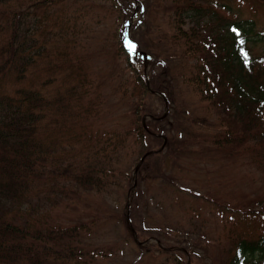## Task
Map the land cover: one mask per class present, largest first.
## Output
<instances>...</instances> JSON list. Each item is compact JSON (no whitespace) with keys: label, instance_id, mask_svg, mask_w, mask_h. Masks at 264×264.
Returning a JSON list of instances; mask_svg holds the SVG:
<instances>
[{"label":"trees","instance_id":"16d2710c","mask_svg":"<svg viewBox=\"0 0 264 264\" xmlns=\"http://www.w3.org/2000/svg\"><path fill=\"white\" fill-rule=\"evenodd\" d=\"M103 1L0 0V264L106 260L116 243L98 238L110 221L108 210L113 212L104 200L116 202L114 194L127 180L120 159L129 152L138 156L141 179L160 182L172 193L186 188L167 170H185V160L200 169L195 147L200 155L208 148L220 154L225 165L240 158L264 176V54L253 49L264 43V27L256 19L264 0H136L141 14L132 26L137 41L130 34L132 51L158 66L165 60L174 66L151 80L136 68L144 59L129 54L124 44L134 4L107 0L95 8ZM157 8L165 30L152 25ZM109 13L116 15L113 43L104 35ZM119 52L125 68L136 71L116 86L127 101L119 117L129 118L121 129L99 125L106 115L103 86L89 65V59L96 65ZM113 70L114 79L123 72ZM134 83L137 88L127 93ZM178 86L203 110L190 113L173 95ZM153 92L176 112L170 132L165 113L144 108L145 95ZM162 137L171 145L165 166L164 157L156 155ZM204 194L192 195L225 218L224 233L205 240L220 253L221 264H264V195L231 204ZM80 207L85 210L66 216ZM126 208L122 215L115 211L127 230L123 243L134 235ZM188 254L172 253L171 263L187 264Z\"/></svg>","mask_w":264,"mask_h":264},{"label":"rangeland","instance_id":"374dc122","mask_svg":"<svg viewBox=\"0 0 264 264\" xmlns=\"http://www.w3.org/2000/svg\"><path fill=\"white\" fill-rule=\"evenodd\" d=\"M133 3L137 9L133 17V25L130 27V34L133 36L132 26H134L140 19V4L133 0H120L123 5ZM107 3L104 0L101 3H97L96 7H102ZM111 0H109V4ZM260 13L257 14V24L259 27H264V9H260ZM244 17H247V13H241ZM156 17L155 22L152 25H157L162 30H165L161 16V10L157 8L151 12V18ZM115 14H110L105 19L104 35L108 36L109 43H113L112 35L115 31ZM130 20V18H129ZM128 20V21H129ZM144 29V25L140 27ZM102 30V27H101ZM100 36L103 34L100 32ZM96 49V47H95ZM94 49V50H95ZM254 51L258 54H264V43H257L254 46ZM168 52V51H167ZM114 53V52H113ZM116 54V53H114ZM118 55H114L111 58L103 57L99 64L92 65L89 59V65L93 69L94 77H99L102 84V92L104 95V109L106 115L101 119L100 126L108 128H123L129 124V118H120V114H124L127 110V101L121 100V92L117 84L128 78L129 76H135L136 71L129 67L125 68V64L120 52ZM167 53H161V57L166 59ZM140 57L141 55L138 54ZM138 56V57H139ZM137 57V60L140 58ZM93 61H97L95 58ZM156 61L144 60L136 68H142L144 76L151 80L153 75H163L167 65L174 68L171 61L165 60L164 64L159 66L155 64ZM169 67L167 68L169 70ZM122 70L121 74L114 79L115 70ZM98 71V73H97ZM110 72V73H109ZM109 73V75H108ZM137 86L135 83L129 87L127 93L131 94ZM138 93L134 96L136 97ZM152 95H145L144 108L153 114H166L165 130L170 132L175 122L176 112L172 108H165V102L159 99V96L153 92ZM173 95L182 102V104L189 108V112H193L192 108L198 107L203 110L201 104H199L193 97L190 96L186 87L178 86L173 91ZM150 119L148 116L144 118V121ZM211 117L206 116V122L211 121ZM208 133V132H207ZM167 143V142H166ZM162 146V145H161ZM209 144L205 143V148ZM171 145L165 144L163 149L156 155L164 157V166L167 162L166 151ZM160 149V148H159ZM157 150V149H156ZM195 154L199 155L201 168L191 167V162L185 160V170L170 169L171 176L175 177L174 182L186 188V191H179L175 189L172 193L167 186L161 185L160 182H153L142 178V172L138 166V156L132 153H127L120 159L121 171L126 173L124 179L126 181L122 183V188L117 191L115 199L116 202L112 203L110 200H104L105 204L113 209L111 213L108 210L110 221H108L104 228L98 232L102 237L100 242H115V247L111 250L106 260H99L101 264H130L138 261L139 264H179L180 262H173L172 253L179 255L182 251L190 252L186 255V263L192 264V260L198 262V264H221L222 256L219 252H216L211 246L205 245L206 239H214L221 236L224 232L225 218L221 214H217L207 203L202 199L197 200L192 194H198L200 198L207 193L212 192L214 197L220 199V202L240 203L244 199H250L253 196L264 195V176L255 168L249 167L243 163L240 158H235L232 161L228 160L226 165L220 158V154L211 152L208 150L205 155H200L203 152L194 149ZM152 160V159H151ZM195 161V160H194ZM162 162V161H159ZM191 189V191H188ZM130 191V196L127 195V191ZM115 193V190L112 191ZM114 204V205H113ZM228 204L226 206H230ZM94 205H101V201L98 200ZM130 223L131 229L134 231L133 238L129 236L127 242L123 243L127 230L124 227L123 221L117 220L116 212H120L121 215L125 211ZM85 209L79 208V211H72V214L67 213L66 216H76ZM197 211L200 212L199 217L196 215ZM97 212L102 214L99 209ZM161 227L163 230L158 231L154 227ZM165 227L172 228L171 230L165 229ZM190 231V232H189ZM189 233L190 236H186ZM170 234V235H168ZM140 243L139 248L135 243ZM110 256V257H109ZM256 259H247L252 261ZM96 264V263H92Z\"/></svg>","mask_w":264,"mask_h":264},{"label":"snow or ice","instance_id":"6c2138e0","mask_svg":"<svg viewBox=\"0 0 264 264\" xmlns=\"http://www.w3.org/2000/svg\"><path fill=\"white\" fill-rule=\"evenodd\" d=\"M131 47L134 49L135 48V45H131Z\"/></svg>","mask_w":264,"mask_h":264}]
</instances>
